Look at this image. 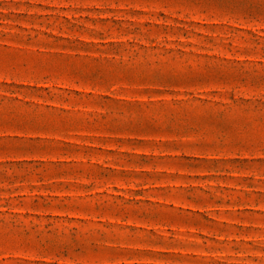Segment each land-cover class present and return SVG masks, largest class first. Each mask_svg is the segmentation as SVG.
<instances>
[{
	"label": "rangeland",
	"instance_id": "rangeland-1",
	"mask_svg": "<svg viewBox=\"0 0 264 264\" xmlns=\"http://www.w3.org/2000/svg\"><path fill=\"white\" fill-rule=\"evenodd\" d=\"M0 264H264V0H0Z\"/></svg>",
	"mask_w": 264,
	"mask_h": 264
}]
</instances>
